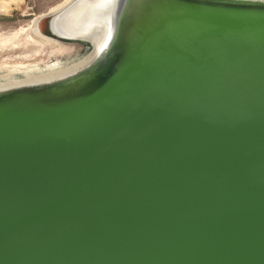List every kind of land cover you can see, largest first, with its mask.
I'll use <instances>...</instances> for the list:
<instances>
[{
    "label": "water",
    "instance_id": "1",
    "mask_svg": "<svg viewBox=\"0 0 264 264\" xmlns=\"http://www.w3.org/2000/svg\"><path fill=\"white\" fill-rule=\"evenodd\" d=\"M44 19L0 61V264H264V0Z\"/></svg>",
    "mask_w": 264,
    "mask_h": 264
},
{
    "label": "rangeland",
    "instance_id": "2",
    "mask_svg": "<svg viewBox=\"0 0 264 264\" xmlns=\"http://www.w3.org/2000/svg\"><path fill=\"white\" fill-rule=\"evenodd\" d=\"M71 0H0V61L25 53L40 37L35 32L41 15L56 11ZM46 20L37 25L39 33Z\"/></svg>",
    "mask_w": 264,
    "mask_h": 264
},
{
    "label": "bare ground",
    "instance_id": "3",
    "mask_svg": "<svg viewBox=\"0 0 264 264\" xmlns=\"http://www.w3.org/2000/svg\"><path fill=\"white\" fill-rule=\"evenodd\" d=\"M72 1H73V0L69 1V2L66 3L65 5L59 7L58 9H56V11H53V12H50V13H56L57 11H62V10H64L66 7H68V6L71 4ZM55 15H56V14H55ZM36 24H37V22H36ZM35 32H36L37 34H39L40 36H41V34H42V33H39V31H38V29H37V26H35Z\"/></svg>",
    "mask_w": 264,
    "mask_h": 264
},
{
    "label": "trees",
    "instance_id": "4",
    "mask_svg": "<svg viewBox=\"0 0 264 264\" xmlns=\"http://www.w3.org/2000/svg\"><path fill=\"white\" fill-rule=\"evenodd\" d=\"M46 22H47V21H46ZM44 32H45L46 34H48V35H51V33H49V31H48V29H47V26H46ZM81 44H82L83 46H85L86 48L89 49V46H90V45H88V44H86V43H81Z\"/></svg>",
    "mask_w": 264,
    "mask_h": 264
}]
</instances>
